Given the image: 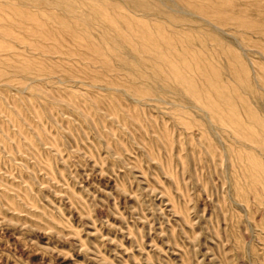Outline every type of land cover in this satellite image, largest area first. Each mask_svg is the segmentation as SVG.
Wrapping results in <instances>:
<instances>
[{
	"label": "rangeland",
	"instance_id": "1",
	"mask_svg": "<svg viewBox=\"0 0 264 264\" xmlns=\"http://www.w3.org/2000/svg\"><path fill=\"white\" fill-rule=\"evenodd\" d=\"M0 264H264V0H0Z\"/></svg>",
	"mask_w": 264,
	"mask_h": 264
},
{
	"label": "bare ground",
	"instance_id": "2",
	"mask_svg": "<svg viewBox=\"0 0 264 264\" xmlns=\"http://www.w3.org/2000/svg\"><path fill=\"white\" fill-rule=\"evenodd\" d=\"M4 4V3H3ZM13 4V3H12ZM25 4V3H24ZM8 5V4H7ZM11 5V4H10ZM14 6V5H13ZM59 12H61V11H59ZM85 13H87V12H85ZM7 15V14H6ZM28 56V55H27ZM142 56V55H141ZM23 60V59H22ZM137 61V60H136ZM165 74V73H164ZM24 78H22V80H23ZM180 79V78H179ZM80 81V80H79ZM151 81V80H150ZM172 81V80H171ZM32 82V81H31ZM155 82H157L156 80H155ZM183 83V82H182ZM174 85V84H173ZM12 86H13V84H12ZM21 88V87H20ZM94 88V87H93ZM25 90H26V88H25ZM110 90V89H109ZM124 91V90H123ZM26 96V95H25ZM136 102V101H135ZM79 113V112H78Z\"/></svg>",
	"mask_w": 264,
	"mask_h": 264
}]
</instances>
